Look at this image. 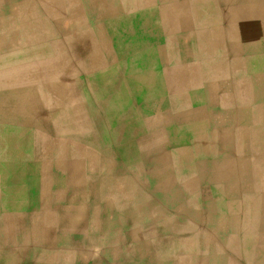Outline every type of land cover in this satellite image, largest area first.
Returning <instances> with one entry per match:
<instances>
[{
  "label": "crops",
  "instance_id": "obj_1",
  "mask_svg": "<svg viewBox=\"0 0 264 264\" xmlns=\"http://www.w3.org/2000/svg\"><path fill=\"white\" fill-rule=\"evenodd\" d=\"M263 129L264 0H0V264H264Z\"/></svg>",
  "mask_w": 264,
  "mask_h": 264
},
{
  "label": "bare ground",
  "instance_id": "obj_2",
  "mask_svg": "<svg viewBox=\"0 0 264 264\" xmlns=\"http://www.w3.org/2000/svg\"><path fill=\"white\" fill-rule=\"evenodd\" d=\"M169 1V0H168ZM212 3V2H211ZM200 17V16H199ZM259 96V95H258ZM258 98V97H257ZM3 120V119H2ZM248 118L245 117V118H242L240 121H247ZM11 121V120H10ZM17 121V120H16ZM200 133L202 135H200L201 137H199L198 139H196L198 141V143H201V145L203 146V150H209V152H215L216 154L219 155H223V153H233L235 154V151H236V143H238L237 139L241 138V139H245L247 140L246 142H252V130L249 131V130H237V131H234V130H231L229 128H220L219 130H215L213 131L211 134L209 135H205L204 132L200 131ZM236 136H238V138H236ZM254 141H255V144L257 146H260L259 150L260 153L257 154L258 156H262V158H264V129L261 130V131H257L254 135ZM220 140V141H219ZM217 141H219V146L215 143H217ZM221 142L223 144H221ZM234 143H235V148H234ZM193 154V153H192ZM245 161V160H244ZM244 161H236L235 162V166H236V169H238L239 167H241L242 169L244 170H247L249 169V163L247 165V161L244 162ZM245 163V164H244ZM243 166V167H242ZM243 170V172H244ZM34 179V178H33ZM21 181H24V180H21ZM32 182V181H31ZM33 185L35 183H32ZM83 183H76L75 185L78 186V185H82ZM27 185L26 182H24L22 184L23 188ZM36 186L35 187H38L37 185L38 184H35ZM90 185V184H89ZM95 185V184H94ZM31 186V185H29ZM28 186V187H29ZM26 189V188H25ZM79 189V188H78ZM92 189V188H91ZM32 195V194H31ZM34 197H32V201H37L38 200V195H33ZM252 196V195H251ZM250 198V197H249ZM28 201V200H27ZM252 201V200H251ZM250 204V203H249ZM252 204V203H251ZM248 206V205H247ZM252 207V205H249ZM243 207V206H242ZM246 212V211H245ZM244 212V213H245ZM247 213V212H246ZM250 213V212H249ZM251 214V213H250ZM245 217H246V214H245ZM243 220H244V216H243ZM3 223V224H2ZM5 222L4 221H1L0 220V226H1V232H0V236L3 235V231L5 229ZM17 224V223H16ZM4 226V227H3ZM18 228L17 226L15 225H11L10 226V229L14 230ZM11 230V232H12ZM22 231V235H24L25 233H29L28 231L25 232V230H21ZM14 234H16V232L14 231Z\"/></svg>",
  "mask_w": 264,
  "mask_h": 264
}]
</instances>
